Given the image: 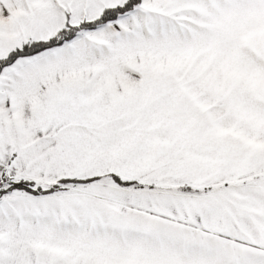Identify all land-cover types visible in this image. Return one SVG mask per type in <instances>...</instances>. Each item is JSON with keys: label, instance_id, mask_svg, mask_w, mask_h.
I'll return each mask as SVG.
<instances>
[{"label": "snow or ice", "instance_id": "1", "mask_svg": "<svg viewBox=\"0 0 264 264\" xmlns=\"http://www.w3.org/2000/svg\"><path fill=\"white\" fill-rule=\"evenodd\" d=\"M0 264H264V0H0Z\"/></svg>", "mask_w": 264, "mask_h": 264}]
</instances>
